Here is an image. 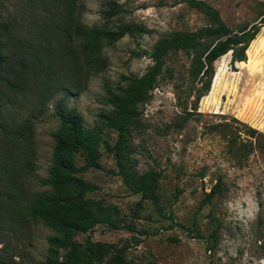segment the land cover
Instances as JSON below:
<instances>
[{
    "label": "rangeland",
    "instance_id": "1",
    "mask_svg": "<svg viewBox=\"0 0 264 264\" xmlns=\"http://www.w3.org/2000/svg\"><path fill=\"white\" fill-rule=\"evenodd\" d=\"M105 1L81 0L80 23L107 28L132 23L142 32L104 45L106 68L80 86L69 80L64 83L69 74L60 72L68 91L54 93L42 111L34 98L22 103L20 113L36 107L37 118L27 166L18 168L15 162L9 168L12 162H2L0 149V264H39L46 255L45 239L51 232L29 220L24 210L33 195L48 191L41 182L47 176L52 134L58 127L52 104L62 99L86 127L94 126L96 115L109 109L104 89L114 90L123 84L122 77L144 73L151 64L147 53L158 39L176 31L194 32L207 23L205 15L188 8L185 0H113L120 12L106 21L100 14L106 9ZM202 1L233 30L257 23L258 9L264 3ZM55 7L49 0H0V17H10L17 31L19 27L32 36L34 29L50 28L42 21ZM263 30L264 24L256 36ZM43 40L54 42L47 36ZM211 43L207 39L204 46ZM250 43L243 62L231 63L228 52L213 63L209 91L185 121H181L183 109L191 111L189 96L193 95L185 79L188 61L181 53L168 58L166 65L173 77L158 79L150 98L139 105L140 131L132 136L129 154L137 173L160 174L156 194L161 213L139 194L124 189L115 175L113 155L100 145V168L78 176L95 187L86 197L115 205L126 226L110 230L96 225L77 235L76 242L87 238L123 247L125 257L139 264H264V34ZM4 104V109L13 112L10 99ZM12 115L14 121L8 122L15 124L18 113ZM245 128L258 134V149L253 147L254 139L244 135ZM101 137L112 147L116 133L103 130ZM245 141L251 142V151L243 147ZM75 164L81 165L78 156ZM217 180L221 193L203 202ZM137 203L140 209L133 218Z\"/></svg>",
    "mask_w": 264,
    "mask_h": 264
},
{
    "label": "trees",
    "instance_id": "2",
    "mask_svg": "<svg viewBox=\"0 0 264 264\" xmlns=\"http://www.w3.org/2000/svg\"><path fill=\"white\" fill-rule=\"evenodd\" d=\"M185 3L188 8L201 11L207 23L194 32L176 31L169 37L158 39L147 53L151 64L144 73L124 76L121 86L114 90L104 89L109 109L96 115L94 126L86 127L81 116L74 109L67 108L62 99L52 104V116L58 127L52 134L47 176L41 182L48 191L33 195L24 210L29 220L41 223L51 232L45 239L46 255L39 264H139L125 257L123 247L91 242L87 238L81 243L75 241L77 235L86 234L96 225H104L110 230L126 226L115 205L86 197L95 187L78 175L88 169L100 168L99 146L102 145L113 155L115 175L120 178L124 189L148 200L160 214L156 194L160 174L152 170L137 173L129 159L130 141L133 134L140 131L139 105L150 98L158 79H172L166 62L169 57L181 53L188 61L185 79L190 85L189 93L193 94L189 96L192 97L191 111L183 109L181 121H185L209 91L213 63L228 52L231 63L243 62L248 44L264 24V3L258 9L259 21L238 30L225 26L218 12L202 0H185ZM49 4L56 7L42 22L49 23L50 28L34 29L32 36L19 27L17 31L15 21L10 17H0V149L4 157L2 162H12L9 168H13L15 162L18 168L27 166V154L32 145L36 107H27L20 113L22 103L34 98L37 108L42 111L54 93L64 88L68 91L63 85L66 81L80 86L106 68L107 61L102 55L104 45L142 32L132 23L118 24L113 28L81 24V0H49ZM103 6L106 9L100 14L106 21L120 12L113 0L105 1ZM263 34L264 30L250 44L258 42ZM46 36L54 42L43 40ZM207 39H212V43L204 46ZM132 54L139 56L135 52ZM63 70L69 75L62 84L59 77ZM6 99L11 100L13 112L4 109ZM13 113H18V122L10 124L9 120L14 121ZM103 130L116 133L112 147L102 139ZM244 135L254 139L253 147L259 148L256 131L245 128ZM243 147L248 151L253 149L250 141H245ZM13 152L18 155V161ZM76 156L81 158L80 166L75 164ZM221 191V182L217 180L205 194L203 202H208ZM139 209L137 203L133 218H137Z\"/></svg>",
    "mask_w": 264,
    "mask_h": 264
}]
</instances>
